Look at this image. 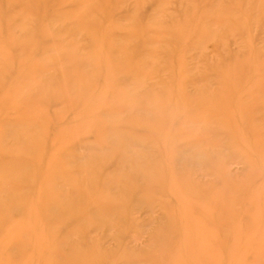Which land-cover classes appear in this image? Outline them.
Instances as JSON below:
<instances>
[{
  "label": "rangeland",
  "instance_id": "1",
  "mask_svg": "<svg viewBox=\"0 0 264 264\" xmlns=\"http://www.w3.org/2000/svg\"><path fill=\"white\" fill-rule=\"evenodd\" d=\"M12 1L0 0V127L19 125L32 143L16 157L26 165L20 176L31 173L37 183L58 175L54 189L73 208L74 194L86 205L105 194L98 208L121 204L95 219L102 229L75 217L50 224L38 209L26 221L32 237L43 235L41 248L69 231L65 251L107 248L113 258L117 242L132 248L128 263L117 264H149L137 252L158 253L161 203L183 216L184 205L200 201L217 213L206 221L194 216L218 249L174 246L169 254L182 264H196L194 256L200 264H227L221 257L230 249L228 264H257L262 249L249 245L254 251L241 253L245 242L260 240L264 248V214L244 212L242 199L264 190V0ZM125 154L131 165H118ZM56 156L62 163H49ZM147 172L163 176L147 183L155 190L152 211L127 197ZM14 179L0 176V185ZM173 182L179 185L169 192Z\"/></svg>",
  "mask_w": 264,
  "mask_h": 264
},
{
  "label": "bare ground",
  "instance_id": "2",
  "mask_svg": "<svg viewBox=\"0 0 264 264\" xmlns=\"http://www.w3.org/2000/svg\"><path fill=\"white\" fill-rule=\"evenodd\" d=\"M16 1L23 2V4L28 5V3L33 0H13L12 2ZM119 98L120 95H116L114 101L119 100ZM28 100H31V98H28ZM112 100L113 98H111L110 101L112 102ZM107 121L105 122L108 123ZM0 131V176L16 178L12 180L11 183H4L0 185V196H3V198H1L0 200V264H10L11 262L15 261H18L20 264H65L64 261L66 259L76 260L77 264H85L84 261L87 258H91V260L94 259V262H97V264L128 263V257L132 254V248L127 246L121 247V245L117 242L115 244V248L111 250L113 254L115 253L114 255H116L113 258H111L110 256V249L107 248L103 249L102 251L99 250V252L90 249L79 250L73 248L69 251L63 250L61 245L66 243L65 238L69 231H66V234L65 231L64 233H59V231L56 230H53L52 233L49 232L55 240H57L55 238L57 236L56 234L59 233V242H53L54 244L52 245L49 244L50 247H48V245L47 247L44 246L45 249L41 248L42 246H40V243L43 239V235L36 234L34 235V237H32V235H30L29 233V223L26 221L28 217L37 215L38 209L39 213L44 217L45 221L51 222L50 224H57L66 219L75 217V220H84L83 222H85L84 224L86 226H89L94 229H102V227H106L104 225V222L101 220L95 221V219L98 218V216H103L115 212L116 210L121 208V204L117 203L114 200L111 202H107L101 208H98V204L101 202V200L104 197L106 198L105 194L99 195V197L95 198H91L89 196L90 198L86 200L87 205L84 204L83 197L81 195L74 194L73 197L75 198L78 204L76 205V208H73L71 207L72 203L68 200V198L61 195L58 190L54 189L52 180L53 178H57L58 175H53L50 180H46L43 176H41L37 183H34L31 180V173H28V175L21 177L22 175L20 176V174L23 170H25L26 165L24 161H19L16 159V157L17 155L21 154L25 149L31 147L32 143L24 139L25 131L21 130V127L19 125L4 124L0 127ZM8 136H10V139L14 140L13 143L8 146L4 144L2 145L3 141L1 139H4ZM118 141H111L113 147L119 144ZM14 160L16 161V163H14ZM131 161V155L129 156L125 154L118 157L116 162L118 163V165H131ZM49 163H62V158H58L57 156L53 157L49 161ZM114 174L116 176V173ZM159 177L161 178L163 176L161 174H158V172H147L144 176L141 174V176L137 178V181L142 182V186L140 188H137V190L133 189L127 191V197H129V199L132 197L135 199L136 207H143L149 211L153 210L152 207L154 203L153 199L151 198L153 196V193H155V190L150 189L147 183H149V179H157ZM178 185V182H173L169 185L168 188H166V190H168L169 192H174ZM9 187L13 188L14 191H24V196L19 198L16 193L11 194L9 192ZM221 192L225 193V191L223 190H221ZM175 200H178L177 196L175 197ZM242 200H244L243 211L245 210V208L248 209L249 207H252V210L255 211L254 213L256 215H259L261 213L264 214V190H262L261 192L259 191L257 194L254 195V197L252 195H247ZM216 201V204L222 203L219 202L222 201V199H216ZM161 205V215L159 216L160 222L155 232V238H157L160 243L158 253L155 252V255L153 252H150L146 249H142L141 251L137 252V256L139 258L145 260L146 263L149 264H182V258H180L178 253H174L171 255L168 252L170 249H173L174 246L175 248L177 247L176 250H179L181 247L185 246H197L200 248L201 251L204 250V248L206 249L208 247L211 250L218 249L216 243L207 244V241L204 240V224L203 226H199L200 223H196L197 218H195L196 216H194L195 213L203 215V217L204 215H207L203 218V220L206 221L207 218H210L212 215L217 213H211V210L207 208L204 204H201L200 201H195L184 205L182 208L184 212L183 216L181 214H175V212L172 213L173 211H170L167 205L163 203H161ZM87 206L88 208H86ZM226 211L228 213V208ZM167 212H169V215H166ZM82 213H84L83 216L79 217ZM242 213L240 217L245 218V215H242ZM9 226L11 227L10 230H12V232L6 231V227ZM109 226L110 225H108V227ZM190 227L193 228L191 229ZM237 227L240 229V227L242 226L238 225ZM41 228L43 229V227ZM214 229L210 231L211 235H214ZM176 234L180 235V239L177 240V242H175L174 239H168V237L173 235L175 237ZM259 241L255 243L245 242L247 247L244 253H241V256L244 258L245 256H249L248 253H250V251H254L253 249H249V245L252 248L258 249V251L259 249H262L264 251V248H262L263 244H260ZM220 244L222 248H227V242H222ZM36 247H38L40 252L34 251V248ZM43 250H45L44 253L42 252ZM233 257L234 255L232 253V250L230 251L229 249V254L226 256H222L221 260H226L228 264V262L232 260ZM198 259L199 258L197 256L191 258L194 263L200 264ZM205 259L207 261H211L213 259L211 253H207L205 255ZM253 259H255L257 264H264V253H261V251H259L258 255L255 256Z\"/></svg>",
  "mask_w": 264,
  "mask_h": 264
}]
</instances>
